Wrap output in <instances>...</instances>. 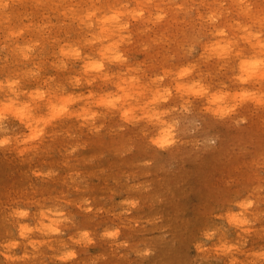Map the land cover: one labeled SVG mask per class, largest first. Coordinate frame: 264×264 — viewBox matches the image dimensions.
I'll return each mask as SVG.
<instances>
[{"label":"clouds","instance_id":"clouds-1","mask_svg":"<svg viewBox=\"0 0 264 264\" xmlns=\"http://www.w3.org/2000/svg\"><path fill=\"white\" fill-rule=\"evenodd\" d=\"M221 153L244 177L182 264H264V0H0V160L55 189L0 201V264H150L155 179Z\"/></svg>","mask_w":264,"mask_h":264},{"label":"rangeland","instance_id":"rangeland-1","mask_svg":"<svg viewBox=\"0 0 264 264\" xmlns=\"http://www.w3.org/2000/svg\"><path fill=\"white\" fill-rule=\"evenodd\" d=\"M224 137L228 143L234 139L230 132H225ZM96 150L97 148L93 146L90 152L83 155L87 156ZM56 162L59 163L58 157ZM36 164H40V161ZM100 167L107 168V173L101 175L98 171ZM121 167L119 161L108 159L95 167L86 168V171L93 172L99 177L91 180L93 191L89 193L97 197L96 206L108 207V189L114 187L112 178L119 175ZM243 167L241 162L229 161L224 153H221L205 157L195 163H188L173 173L155 179L153 196L142 214L160 216L162 218L160 227L167 226L169 236L167 239H160L163 233L159 229L156 231L151 244L157 249V254L150 264H182L190 242L198 237L199 231L205 225L212 223L210 213L226 198L227 194L219 191L223 181L233 175L243 179ZM30 182L38 185L37 192L40 194H50L55 190L52 185H42L38 181H33L27 165L0 160V201L7 203L17 196L25 198L33 196V192L29 189ZM58 187L57 184L55 188ZM101 196L105 199H100ZM77 219L78 226L83 228L97 227L107 222L109 218L101 216L96 221H91L90 216L77 213ZM27 222L34 223L31 220ZM6 230L15 232L10 223L0 219V239L6 238ZM172 240L177 242L175 247L172 245ZM100 250L107 251V248L93 249V252ZM21 251L22 249L18 250V254ZM110 264H123V262L117 260L111 261ZM211 264H217V261L213 259ZM220 264H223V261Z\"/></svg>","mask_w":264,"mask_h":264}]
</instances>
